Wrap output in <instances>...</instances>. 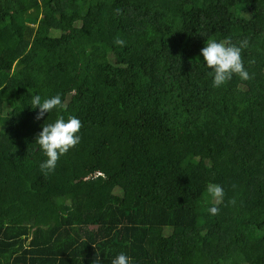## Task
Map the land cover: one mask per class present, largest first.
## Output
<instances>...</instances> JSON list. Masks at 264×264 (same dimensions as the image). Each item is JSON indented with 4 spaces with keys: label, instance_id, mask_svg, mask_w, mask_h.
Listing matches in <instances>:
<instances>
[{
    "label": "trees",
    "instance_id": "1",
    "mask_svg": "<svg viewBox=\"0 0 264 264\" xmlns=\"http://www.w3.org/2000/svg\"><path fill=\"white\" fill-rule=\"evenodd\" d=\"M209 39L247 80L212 87ZM35 94L64 107L37 120ZM69 115L80 142L44 174L35 136ZM121 252L264 264V0H0V264Z\"/></svg>",
    "mask_w": 264,
    "mask_h": 264
},
{
    "label": "clouds",
    "instance_id": "2",
    "mask_svg": "<svg viewBox=\"0 0 264 264\" xmlns=\"http://www.w3.org/2000/svg\"><path fill=\"white\" fill-rule=\"evenodd\" d=\"M114 43L124 46L125 41L117 38ZM199 54L203 58L205 67L211 69V84L214 88L223 85L233 75H238L242 80L249 78V73L241 59L240 45L226 40L209 39L204 42ZM30 106L37 109L35 117L37 120L56 108L64 107L59 95L42 99L38 94L31 96ZM80 128V120L72 115L66 119L58 116L54 122L42 126V130L35 136V143L45 157L39 164L42 173L46 174L54 170L58 158L80 142ZM206 193L212 202L207 212L214 216L219 211L216 205L222 200L224 191L219 184L209 183L206 186ZM111 264H132V258L121 252L111 260Z\"/></svg>",
    "mask_w": 264,
    "mask_h": 264
}]
</instances>
